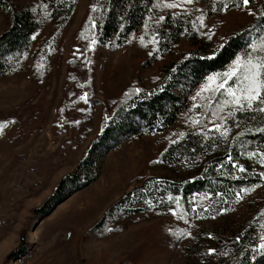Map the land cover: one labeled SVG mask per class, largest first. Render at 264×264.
Segmentation results:
<instances>
[{"label":"rangeland","instance_id":"1","mask_svg":"<svg viewBox=\"0 0 264 264\" xmlns=\"http://www.w3.org/2000/svg\"><path fill=\"white\" fill-rule=\"evenodd\" d=\"M13 1L16 6L33 2ZM90 2L78 0L70 25L64 31L53 30L57 42L44 65L38 61L44 56L38 42L49 41L47 29L36 42L34 65L40 67L0 79V125L5 126L0 131V264H216L212 232L227 218L216 223L188 219L173 207L166 214L102 219L115 202L146 180L172 176L161 164V154L197 125L193 121L205 110L196 107L205 104L197 94L207 77L228 71L233 61L206 72L186 93L189 112L176 128L105 143L92 153L98 159L93 181L77 186L67 179L80 173L81 159L99 141L112 114L138 95L135 89L157 90L172 62L180 63L192 52L193 58L200 54L203 59L207 49L214 58L224 42L253 27L260 12L163 0L165 10L192 16L200 40L195 46L194 40L183 39L172 54L161 55L158 42L152 43L157 35L150 24L122 46H93L94 38L85 29ZM168 3L180 6L172 9L165 6ZM8 25L0 10V35ZM85 93L87 102L81 99ZM250 200L239 201L230 224L246 221Z\"/></svg>","mask_w":264,"mask_h":264},{"label":"trees","instance_id":"2","mask_svg":"<svg viewBox=\"0 0 264 264\" xmlns=\"http://www.w3.org/2000/svg\"><path fill=\"white\" fill-rule=\"evenodd\" d=\"M195 1L242 7L240 0ZM162 3L163 0H91L85 29L99 47L122 46L130 37L142 33L148 24L154 27L151 33L157 35V52L161 55L172 54L183 39L192 43L194 40L197 46L200 35L192 16L165 10ZM77 5L78 0H33L24 6H16L13 0H0V10L9 19L8 27L0 35V79L28 73L44 65L49 49L57 42L56 37L53 39V30L64 31L70 25ZM251 7L260 12L255 25L224 42L214 58H210L205 49L203 59L200 54L193 58L192 52L190 58L180 63L173 61L157 90L143 89L120 106L110 117L99 141L94 142L81 159L80 173L74 178L71 176L73 179L68 177L69 184L81 186L93 181L98 159L93 158L92 153L105 143L176 128L181 117L189 112V104H184L186 93L200 83L204 74L225 68L237 56L251 51L250 43L259 44L264 40V0H251ZM45 29L51 30L49 41L53 39L52 44L38 42L44 47V56L38 60L40 66L35 68L36 42ZM219 100H223V96ZM217 108L219 103L206 104L198 118L200 124H192L161 154L160 162L170 169L172 176L148 179L126 193L106 211L102 222L109 217L166 214L173 207L188 219L215 222L227 218L222 227L216 224L212 232L216 264H264V250L260 248L264 244V176L261 175L264 163L259 156L249 157L250 152H264V133L257 131L264 128V114L256 113L251 117L240 114L229 119V135L222 138L219 133L210 131L213 128L210 110ZM228 111L225 109L223 115L227 116ZM229 155L233 158L231 161ZM241 166L246 168L243 173L238 170ZM244 189L249 190L247 194ZM237 192L241 193L239 198ZM245 197H251L249 216L242 224H230L233 217H229ZM193 243L198 245L199 241Z\"/></svg>","mask_w":264,"mask_h":264},{"label":"snow or ice","instance_id":"3","mask_svg":"<svg viewBox=\"0 0 264 264\" xmlns=\"http://www.w3.org/2000/svg\"><path fill=\"white\" fill-rule=\"evenodd\" d=\"M186 4L193 3V0H183ZM241 6L245 9L251 7V0H240ZM168 8L175 9L180 5L178 3H168L165 5ZM225 10H228L229 6L224 5ZM97 9L94 7L93 11ZM255 15V13H252ZM95 26V25H94ZM147 27V25H145ZM35 39V37H33ZM143 43V37L141 38ZM158 41L155 37L152 38V43L155 44ZM96 41H92L94 46ZM251 51H246L243 56H237L233 61V65L228 71L222 74H215L207 77V83L201 88L198 97L205 99V104L196 105V107L204 108L206 104L219 103V108L215 112L210 110V116L213 118V128L210 131H215L223 137L229 135V126L227 121L240 114L254 115L256 113L264 114V40L259 44L252 42L249 44ZM137 93L140 89H135ZM208 95L204 97V94ZM216 96L217 100H213L212 97ZM223 96V100H219V97ZM82 100L87 102V94L81 97ZM195 99V98H194ZM225 109H229L227 116L223 115ZM203 114V113H202ZM208 119V116L205 117ZM219 121V122H218ZM195 124H200L197 119L193 121ZM5 126L0 125V131ZM239 128V123L236 124ZM257 131L264 133V128H258ZM259 156L261 163H264V152H250L249 157L254 158ZM229 161L233 158L231 155L228 157ZM223 167V165H221ZM236 167V165H233ZM241 173L246 171V168L239 167ZM264 176V173H261ZM244 194L248 193V189H244ZM236 196L239 198L241 193L237 192ZM261 250H264V244L260 245ZM215 251L214 249L212 250Z\"/></svg>","mask_w":264,"mask_h":264}]
</instances>
